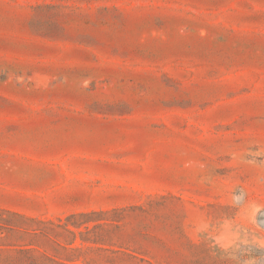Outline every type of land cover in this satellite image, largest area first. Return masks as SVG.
Returning a JSON list of instances; mask_svg holds the SVG:
<instances>
[{"label":"rangeland","instance_id":"rangeland-1","mask_svg":"<svg viewBox=\"0 0 264 264\" xmlns=\"http://www.w3.org/2000/svg\"><path fill=\"white\" fill-rule=\"evenodd\" d=\"M0 264H264V0H0Z\"/></svg>","mask_w":264,"mask_h":264},{"label":"trees","instance_id":"trees-1","mask_svg":"<svg viewBox=\"0 0 264 264\" xmlns=\"http://www.w3.org/2000/svg\"><path fill=\"white\" fill-rule=\"evenodd\" d=\"M77 214H78V215H84V214H82V213H72V214L68 215V216L66 217V221L63 222V223H61L60 225L66 227V229H67L68 231H70V232H72V233H75L73 230H70L69 228H67V225H68V223H73V222H69V219L72 218L73 216L77 215ZM72 225H76V224H72ZM85 227L87 228V226H85Z\"/></svg>","mask_w":264,"mask_h":264}]
</instances>
